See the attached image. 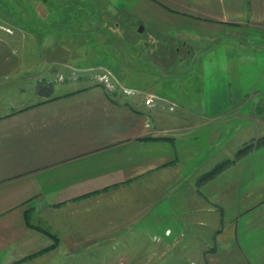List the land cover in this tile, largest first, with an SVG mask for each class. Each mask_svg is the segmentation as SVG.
I'll return each mask as SVG.
<instances>
[{
    "label": "crops",
    "instance_id": "crops-1",
    "mask_svg": "<svg viewBox=\"0 0 264 264\" xmlns=\"http://www.w3.org/2000/svg\"><path fill=\"white\" fill-rule=\"evenodd\" d=\"M100 1L139 26L125 32L146 62L212 66L199 113L185 95L175 122L158 117L169 99L87 84L0 114V264H63L136 232L99 264H264V144L196 184L264 136V0Z\"/></svg>",
    "mask_w": 264,
    "mask_h": 264
},
{
    "label": "rangeland",
    "instance_id": "rangeland-1",
    "mask_svg": "<svg viewBox=\"0 0 264 264\" xmlns=\"http://www.w3.org/2000/svg\"><path fill=\"white\" fill-rule=\"evenodd\" d=\"M102 5L100 0H0V114L48 93L53 95L87 84L124 93L138 87L169 99L168 103L154 99L158 117L173 115L175 122L183 114L185 95L190 99L189 108H193L190 112L199 113L194 111L198 109L197 92L190 93L198 81L199 66L203 72H211L212 66L176 62L166 69V63L146 62L142 49L130 46L133 38L125 32L139 26L135 27L130 17L113 26L119 17L105 14ZM215 65L220 71L224 64ZM160 105L164 107L162 111ZM222 106V113L227 112L220 120L226 122L230 110L225 103ZM205 112L207 115L218 111ZM189 119L200 120L192 114ZM128 236L124 240L105 241L93 256L79 255L63 264H99L105 258L101 254L104 248V253L109 252L112 257L115 247H122L120 243L127 248L139 246L138 238ZM143 241L150 243L147 239Z\"/></svg>",
    "mask_w": 264,
    "mask_h": 264
},
{
    "label": "trees",
    "instance_id": "trees-1",
    "mask_svg": "<svg viewBox=\"0 0 264 264\" xmlns=\"http://www.w3.org/2000/svg\"><path fill=\"white\" fill-rule=\"evenodd\" d=\"M81 80H87L89 78H79ZM44 97V96H43ZM42 98V97H41ZM40 99V98H39ZM14 112V111H13ZM264 144V136L263 137H259L257 138L254 143H250L245 145L244 147H242L241 149H239L236 153V155L234 156V158L232 160H222L221 162H219L218 164H216L214 167H212L210 170L204 172L203 174L199 175L196 179V184H200L205 182L206 180L212 178L215 174H217L218 172H220L222 169H224L226 166H228L232 161H234L237 157H239L241 155V153H243L245 150L249 149L250 147H252V145H263ZM52 240L51 245H49L45 250L47 251L48 249L55 247L57 245V239L45 232Z\"/></svg>",
    "mask_w": 264,
    "mask_h": 264
}]
</instances>
